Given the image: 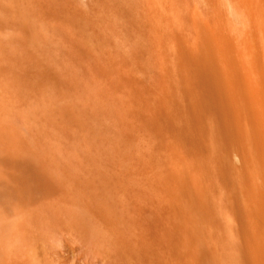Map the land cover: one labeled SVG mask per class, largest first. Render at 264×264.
<instances>
[{
  "label": "rangeland",
  "instance_id": "1",
  "mask_svg": "<svg viewBox=\"0 0 264 264\" xmlns=\"http://www.w3.org/2000/svg\"><path fill=\"white\" fill-rule=\"evenodd\" d=\"M0 264H264V0H0Z\"/></svg>",
  "mask_w": 264,
  "mask_h": 264
},
{
  "label": "bare ground",
  "instance_id": "2",
  "mask_svg": "<svg viewBox=\"0 0 264 264\" xmlns=\"http://www.w3.org/2000/svg\"><path fill=\"white\" fill-rule=\"evenodd\" d=\"M162 4V3H161ZM169 8V7H168ZM170 9V8H169ZM168 9V10H169ZM171 11V10H170ZM173 11V10H172ZM176 12V11H175ZM173 13V12H172ZM173 15V14H172ZM175 16H177L176 15V13L174 14ZM173 18V17H172ZM171 18V19H172ZM48 142L50 143V144H52V142L54 143V144H57L58 143V140L55 138V137H50V138H48ZM52 156H54V155H52ZM55 159L57 158L56 156L54 157ZM79 162V161H78ZM80 163V162H79ZM27 164H28V161H27ZM229 228H230V231L232 230V237H233V239L235 240V241H237V244L239 243V241H240V234H239V232H238V229L235 227V228H233V226H229Z\"/></svg>",
  "mask_w": 264,
  "mask_h": 264
}]
</instances>
